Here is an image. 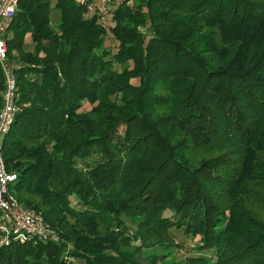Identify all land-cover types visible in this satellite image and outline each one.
<instances>
[{"label": "trees", "instance_id": "trees-1", "mask_svg": "<svg viewBox=\"0 0 264 264\" xmlns=\"http://www.w3.org/2000/svg\"><path fill=\"white\" fill-rule=\"evenodd\" d=\"M55 2V25L52 0L10 21L2 148L59 239L0 245V264H159L173 229L198 253L172 264H264V0H113L111 27ZM4 88L0 64V106Z\"/></svg>", "mask_w": 264, "mask_h": 264}, {"label": "built area", "instance_id": "built-area-1", "mask_svg": "<svg viewBox=\"0 0 264 264\" xmlns=\"http://www.w3.org/2000/svg\"><path fill=\"white\" fill-rule=\"evenodd\" d=\"M19 1L0 0V64L5 78L0 106V245L12 241L59 239L55 230L45 223L42 214L23 207L11 191V184L16 180L17 174L7 169L2 148L4 137L8 134L18 111L15 67H19V64L16 65L9 60L7 42L12 37L9 25L18 10ZM78 1L93 10L102 23H106V18L111 16L113 0Z\"/></svg>", "mask_w": 264, "mask_h": 264}, {"label": "rangeland", "instance_id": "rangeland-1", "mask_svg": "<svg viewBox=\"0 0 264 264\" xmlns=\"http://www.w3.org/2000/svg\"><path fill=\"white\" fill-rule=\"evenodd\" d=\"M55 0H52V10H51V13H52V21H53V24L59 20V13L57 11V9L54 8V5H55ZM89 13L92 15L94 14V11L93 10H90ZM106 23L108 24V26H112L113 24V21H112V17H107L106 18ZM55 25V24H54ZM25 41H26V49H30L31 48V34L30 33H27L26 36H25ZM113 43L114 41L111 40V39H106V45L108 47H116L113 46ZM134 83H138V80L137 79H134L133 80ZM85 110H89L91 108V105L88 103V102H85L84 104V107H83ZM206 149H202V150H199V152L201 151H205ZM73 200V203L72 205L79 209L78 207L75 206V204H77V202H75V198H72ZM78 206V205H77ZM37 211V210H35ZM38 213H41L39 211H37ZM167 213H169L171 215V211H168ZM42 214V213H41ZM132 233V232H131ZM133 235V234H131ZM173 237L175 238V245L174 248H170L168 246V244L165 243L164 244H161V247H159L156 251L160 253L159 254H162L163 255V259L162 261L159 260V264H172L174 261H182L184 260L185 258L191 256V255H196L198 252L196 251L195 249V244L197 243L198 241V236L196 238H193L192 235H188L184 232V230L182 229H173ZM151 253H156V252H151ZM214 252H210V254H213ZM144 254H146V252H144ZM161 256V255H160ZM142 257H143V263L147 264L148 260L147 259H144V256L142 254Z\"/></svg>", "mask_w": 264, "mask_h": 264}]
</instances>
